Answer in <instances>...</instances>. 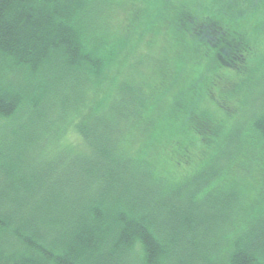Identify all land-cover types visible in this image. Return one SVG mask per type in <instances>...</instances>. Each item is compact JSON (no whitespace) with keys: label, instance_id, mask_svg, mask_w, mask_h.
<instances>
[{"label":"trees","instance_id":"trees-1","mask_svg":"<svg viewBox=\"0 0 264 264\" xmlns=\"http://www.w3.org/2000/svg\"><path fill=\"white\" fill-rule=\"evenodd\" d=\"M246 1L0 0V264H264V30L233 14ZM161 27L170 69L183 47L193 70L262 58L228 124L174 106L216 96L211 69L202 88L183 68L141 70ZM108 66L122 74L105 100ZM167 128L176 176L148 151Z\"/></svg>","mask_w":264,"mask_h":264},{"label":"rangeland","instance_id":"rangeland-1","mask_svg":"<svg viewBox=\"0 0 264 264\" xmlns=\"http://www.w3.org/2000/svg\"><path fill=\"white\" fill-rule=\"evenodd\" d=\"M243 4L244 5L236 7L235 12H233V14H235L236 17L239 18V20H241L242 22H245L248 17L250 18L251 16H253L252 17L253 20L249 25L251 27L249 29L261 28L264 30V0H251L249 4H247V1ZM128 8L129 7H127L126 10H122L118 14V17L115 20V25L116 24L118 25V22L120 19L127 17V15L129 16V14H126ZM129 17H131V14ZM122 26H125V21L122 23ZM171 35H172L171 27L170 28L161 27L160 29L154 30V34L152 35V38H154V42L152 40H147V41L144 40L142 44H139V47L137 49L138 51L143 50L144 53L151 54L148 60L146 59L145 65L141 67V70L148 71L146 70V68L155 67V65L161 68L168 65L169 67L166 69V71H168L169 73L170 72L177 73L179 69L183 68L182 74L184 73L191 74L193 83L197 82L196 87L198 86L202 88L205 85H207L208 82H210V81H206V76L208 75L207 71L211 69L210 73H212L213 79L215 81L213 88H214L215 94L217 95L208 96V93H204L203 95L205 97L207 96V100H206L207 102L205 100H204L205 102H202V101L199 102L200 101L199 97H197L198 94H195V93L193 94L191 92L192 95H190L191 94L190 92H186L187 94L178 95V99L177 97H175L174 106L176 107L178 105L176 104L177 102L180 104L181 102H183L184 104L187 103L190 106H196L199 103L203 107V104L205 103V106H204L205 108H209L211 113L216 118L220 119V121H222L224 124H228L229 120L227 118L228 117L231 118L234 111L241 109L240 101H238V99L241 97L242 94H244V89L249 88L246 86L248 79L250 77L253 78V76H256L261 70L262 65H263V63H261L262 58L253 59V62H250L251 68L248 67V69L247 68L243 69V71L247 75H245L244 72L241 75H239L237 71L231 70L229 68H224L223 72H221V69H219L218 66L209 67L207 65L208 57H205L203 60L199 61V63L197 64L195 62L194 63L195 66L193 64V67H195V69L193 70V68L192 69L190 68L191 60H192L191 57H193V54L191 55L190 49L186 50L183 47L182 53L184 54V58L182 59V63L184 64H182V66L178 68L176 67V69L175 68L170 69V66L173 64L172 62L174 61L173 51L170 49L169 56L168 55L166 56L168 57V60L165 61L166 65L160 62L161 58L159 57H162L164 55L165 47L170 48L169 43H171V40H170ZM175 42L178 43L179 41L176 40ZM179 45L181 46L183 44L180 43ZM171 47L175 49L174 46H171ZM260 47L264 49V42H262V44L258 46L259 49H261ZM262 49L259 52H257V56H260V54H262ZM185 50H186V55H185ZM118 56L115 55V59L118 60L119 59ZM110 66H108L106 69L110 68ZM113 68L111 67L110 69H113ZM110 69H108L104 77H101L100 80H104L105 76L110 75L109 74ZM251 70H253V73H250ZM121 74L122 72L117 74V71L115 69L112 70L111 78H109V80L105 82V85H107V88L102 89V95L105 100H109L111 95L114 93L115 90L113 88L118 83L119 80L117 79ZM177 85L179 88L183 86V83L179 82ZM184 85H187V82ZM227 106H228V109L230 110L229 112H227ZM174 112L175 110L171 111L170 113L171 118L168 120L169 123L171 124L173 123V121L177 120V111L175 113ZM225 126H228V125H225ZM167 127L169 128V126ZM168 128L163 131V134L165 135V139L163 138L164 145H160L159 147L158 146L152 147L153 149L151 151L150 149H148V151H149V155L151 154V156H153V154L155 153L154 156H158L157 162L156 161L155 162L158 164V167L160 169H163L164 171H169L170 175L176 176L177 172H181L180 174H183L186 170L177 168L178 165H176L173 161L175 160L174 158L177 155L176 154L177 148L176 150L173 151V147L171 146V144L174 142V140H172L171 142L170 140L172 137L176 136V132L174 133ZM66 136L61 141L63 145L66 144L70 146L78 142V137L73 132H70ZM149 144H150V141L144 142L143 146L147 148ZM132 151H134L133 148H132Z\"/></svg>","mask_w":264,"mask_h":264}]
</instances>
